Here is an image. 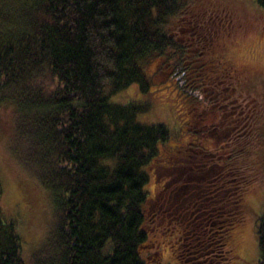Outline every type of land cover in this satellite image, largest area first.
Segmentation results:
<instances>
[{
  "label": "trees",
  "instance_id": "trees-1",
  "mask_svg": "<svg viewBox=\"0 0 264 264\" xmlns=\"http://www.w3.org/2000/svg\"><path fill=\"white\" fill-rule=\"evenodd\" d=\"M202 1L0 0L6 147L50 199L41 240L24 250L18 220L2 206L0 177V264H153L165 249L176 264H236L237 231L262 166L264 114L260 99L244 101L256 79L223 56L227 40L206 45L195 35L187 49L175 35L176 23L191 30L188 22L202 18ZM253 1L264 10V0ZM191 47L199 67L186 60ZM151 58L185 92L201 130L186 136L184 165L217 166L206 189L215 204L188 201L180 216L153 197L158 186L164 196L184 184L155 181L147 190L156 167L176 156L169 128L139 120L147 102L111 98L134 83L147 91ZM255 234V264H264V205Z\"/></svg>",
  "mask_w": 264,
  "mask_h": 264
},
{
  "label": "rangeland",
  "instance_id": "rangeland-1",
  "mask_svg": "<svg viewBox=\"0 0 264 264\" xmlns=\"http://www.w3.org/2000/svg\"><path fill=\"white\" fill-rule=\"evenodd\" d=\"M219 1L222 2V0L202 1L201 12L204 16L202 20L206 19L211 23L209 26L211 31H217V35H212L215 36V39L227 40L224 50H222L226 60L236 66L245 65L244 67L251 69L244 75L256 79L255 95H249V98L244 101L255 102L260 99L258 108L259 110L261 108L264 114V10L259 8L253 0H228L230 7H222ZM221 9L225 11H221ZM207 11L210 12L207 14ZM190 22L188 23L190 24ZM229 25L231 26L229 27ZM173 29L175 35H182L179 41L184 48L188 49L193 45L189 42L193 41L191 37L194 36L191 30H179L177 23ZM202 47L201 45L200 50L204 48ZM187 51L191 54L186 57V60L189 61L188 64L192 63L199 67L198 63L203 61V58L193 59L194 53L199 50H194L191 47ZM144 71L149 77L147 91H143L137 83H134L113 95L112 100L122 104L129 101L147 102L148 108L138 113L139 120L165 124L170 130V141L166 142V144L169 142L170 146L185 143L188 139L187 134L190 132L189 137L193 135L191 131H194L196 135L199 134L201 130L197 129L195 116L189 117V113H187L188 97H185V92H182L177 87L176 81L169 76L171 72H162L155 58L145 62ZM192 84L197 83L193 82ZM231 99L232 97H229L228 101L233 102ZM225 100L227 101V99ZM226 101L225 105H227ZM9 123L10 121L5 115L0 116V177L4 187L2 206L7 216L15 217L18 220L19 232L25 236H22L25 250L26 247L30 248L36 245L43 236L44 227L49 218L50 199L45 192L40 190L37 183L27 176L26 171L9 153L5 142ZM180 150L184 152L172 156V160L170 159L172 162L167 163L168 168L156 167L153 180L147 185L148 193L152 195L155 181L157 184L164 183L170 189L178 184H184L183 187L174 189L164 196V190H160V186H158L153 197L154 202L164 201L166 203L167 201L168 204L170 203L169 206L177 209L175 213H179V216L180 212L187 209L185 207L188 201L203 203L205 200L209 207L215 204L212 194L208 193L206 189L209 187L208 184L215 182V179L211 181V178L215 174L213 170L217 169V166L211 168L212 172L190 169L184 165L187 163L190 153L187 148L182 147ZM259 154L261 165L264 166V148L259 151ZM171 165L173 166L170 167ZM262 166L257 172L254 187L248 193L246 224L237 231L241 239L236 264H255L258 259L255 230L257 216L261 213L264 205V170ZM169 252V249H165L161 261L153 264H176ZM27 256L24 251L25 259L28 258Z\"/></svg>",
  "mask_w": 264,
  "mask_h": 264
},
{
  "label": "flooded vegetation",
  "instance_id": "flooded-vegetation-1",
  "mask_svg": "<svg viewBox=\"0 0 264 264\" xmlns=\"http://www.w3.org/2000/svg\"><path fill=\"white\" fill-rule=\"evenodd\" d=\"M202 18H204V16H202ZM202 18L196 17V19L194 21L192 20L190 22L191 33L194 34V36L196 35L197 36L196 38H199L200 40H202L206 45H213L217 39H215V36H212V35H214V34L217 35V31H214V32H213V30L211 31L209 28V26H211V23L207 22L206 19L202 20ZM224 107H225V104L220 106V108H218L217 111L222 110ZM223 117H225V116H223ZM187 137H188V134H187ZM188 145H190L189 139L185 143L177 144L176 147L174 148V154H178V153L182 152L180 150V147L187 148ZM177 147H178V149L176 150ZM189 155H188L187 161H191V159L189 158ZM194 166L195 167L189 166V168L193 169V170L199 169L197 164H194Z\"/></svg>",
  "mask_w": 264,
  "mask_h": 264
}]
</instances>
